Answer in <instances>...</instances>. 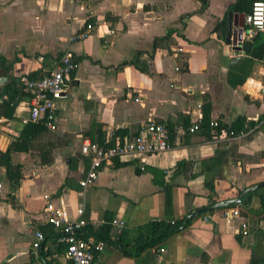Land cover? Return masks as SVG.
<instances>
[{
    "label": "crops",
    "instance_id": "1",
    "mask_svg": "<svg viewBox=\"0 0 264 264\" xmlns=\"http://www.w3.org/2000/svg\"><path fill=\"white\" fill-rule=\"evenodd\" d=\"M206 2L200 10V0H0V152L22 174L12 183L0 158V264H71L41 216L44 194L70 219L88 222L81 238L104 243L93 264H264V217L252 194L264 187V57L242 63L243 41L240 49L225 42L228 17L232 28L244 21L247 4ZM87 22L98 29L70 41ZM65 51L78 67L57 102L50 142L58 141L42 164L37 151L10 150L29 118L20 78L42 77ZM8 100L12 117L4 115ZM198 104L202 118L231 125L242 117L254 127L211 139L200 128L189 132ZM149 121L172 126L167 151L105 162L93 184L80 186L90 164L80 151L85 138L123 141ZM222 151L228 162L210 192L202 159ZM251 188L242 203L208 210ZM232 208L239 217L225 215ZM113 219L124 222L120 232ZM171 219L178 230L139 254L138 244L127 252L115 242L122 233L129 243L144 239L150 223ZM36 230L44 241L34 250Z\"/></svg>",
    "mask_w": 264,
    "mask_h": 264
},
{
    "label": "built area",
    "instance_id": "2",
    "mask_svg": "<svg viewBox=\"0 0 264 264\" xmlns=\"http://www.w3.org/2000/svg\"><path fill=\"white\" fill-rule=\"evenodd\" d=\"M96 23L87 22L82 30L76 32L70 37V41H78L88 38L95 29H98ZM113 34L114 31L110 30ZM258 33L264 34V0H255L251 8L244 17V28L242 39L246 36L253 37ZM78 67V60L72 53L65 51L59 55L52 63L51 69L47 74L40 78H31L22 76L20 84L28 94L29 118L27 121L42 122L45 127L55 132L58 130L57 123V102L60 100L66 90L67 79ZM177 70V69H176ZM201 104L197 105L194 123L188 128L193 132L199 128L202 115L199 111ZM216 126L217 122H212ZM221 134H225L222 132ZM220 134V135H221ZM114 135L109 134L104 144L93 142L85 138L80 151L90 159L89 168L80 186L83 188L93 184L103 163L113 159L127 160L139 158L150 154H161L170 148V136L165 124L149 121L145 123L138 133L125 140H114ZM114 142L112 145L111 142ZM142 170L144 167L141 168ZM1 189V184H0ZM44 206L42 209V218L45 222L51 224L60 234V240L66 245V257L71 264H93L95 255L99 253L104 243L94 242L91 239H84L79 233L87 226L88 222L83 218L70 219L63 208L56 207L48 194L42 196ZM83 210H78V216ZM226 216L239 217V210L232 208L225 212ZM170 224H175V220H169ZM105 222L101 221L99 225ZM94 224V223H93ZM109 224L115 227L116 232H120L124 227V222L119 219H113ZM242 233L247 232V222L241 223ZM44 241V234L34 231L32 248L37 250ZM155 250V249H154ZM158 253L164 252L163 248H157Z\"/></svg>",
    "mask_w": 264,
    "mask_h": 264
},
{
    "label": "trees",
    "instance_id": "3",
    "mask_svg": "<svg viewBox=\"0 0 264 264\" xmlns=\"http://www.w3.org/2000/svg\"><path fill=\"white\" fill-rule=\"evenodd\" d=\"M200 1L202 3L200 10H202L204 9L207 2L206 0ZM253 1L255 0H239L238 5L247 4V6L245 7V11L246 13H248ZM250 38L252 39L250 40L247 37L243 39L242 46L243 54L245 55V57L242 63H246L250 59V57H254L257 59H261L262 57H264V35L262 33H258ZM140 68L143 71L147 70L146 65L141 66ZM242 80L240 82H242ZM4 104L9 110L7 112H4V115L6 117H12L15 104L11 105L9 100L4 102ZM203 112L205 113L206 111L203 110ZM215 121L217 122L216 126L212 125V122L214 121H211L207 115L205 116V114L202 120H200L199 128L201 130V133H203L208 139H211L214 136L218 137L222 132H225L226 137H236L239 134H242L248 131L250 128L254 127V122L246 121L242 117H238L231 125H227L221 120ZM166 127L170 129V132H173L172 126L166 124ZM53 138H55L54 134H52L51 131L48 130L42 122L27 121L24 124L19 137L10 144V150H14L17 152L37 151L40 155L39 162L45 164L51 160V149L56 146V143L58 141V139H56L50 142V140H52ZM104 141L105 139H99L97 143L101 145L104 144ZM113 143L114 142H111L110 145H112ZM227 157L228 152L222 151L208 158L202 159V170L207 173L204 185L210 192L214 191V179L218 172L228 162ZM0 158L1 162L6 166L8 178L10 179V181L12 183H17V181L22 178L20 165H12L8 159V155L5 152H0ZM179 164H186V162L182 161ZM255 193L259 195L260 206L262 209L261 213L264 217V187L252 194ZM148 227L150 229V233L149 236H145L144 239L139 238L138 240H136V242L129 243L126 242V239H124L125 235L122 233L117 236L115 242L122 246L123 249L127 252H132V250H134L138 244L139 247L134 250V253L139 254L142 250L158 245L162 240H164L166 236H168L173 231L178 230L176 222L173 225L170 224L169 221H153L148 225ZM79 236L84 237V235H80V233ZM128 246H130V248Z\"/></svg>",
    "mask_w": 264,
    "mask_h": 264
},
{
    "label": "water",
    "instance_id": "4",
    "mask_svg": "<svg viewBox=\"0 0 264 264\" xmlns=\"http://www.w3.org/2000/svg\"><path fill=\"white\" fill-rule=\"evenodd\" d=\"M228 20H229V22L227 24L225 42L227 45L231 43L234 48L240 49L241 43L243 41L242 31L244 28V21H242L239 24L233 23L234 27L232 28L231 23H230V17H228ZM255 189L256 188L247 189V190H245V192L240 194L237 198L221 201V202L215 204L214 206H212V208H208V210L217 209V208H224V207L231 206L233 204L242 203L243 196L245 194H248L249 191H251V190L253 191ZM204 211L205 210L195 212L192 214V216H194L195 214H198V213H202Z\"/></svg>",
    "mask_w": 264,
    "mask_h": 264
}]
</instances>
